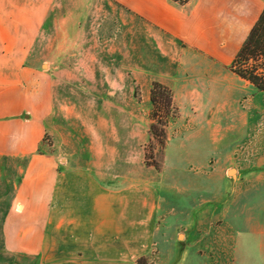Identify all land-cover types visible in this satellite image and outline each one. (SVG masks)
Wrapping results in <instances>:
<instances>
[{"label":"crops","instance_id":"0c3cea01","mask_svg":"<svg viewBox=\"0 0 264 264\" xmlns=\"http://www.w3.org/2000/svg\"><path fill=\"white\" fill-rule=\"evenodd\" d=\"M47 1L0 0V264H264V92L228 68L264 0H113L161 35L159 52L181 74L218 75L246 94L234 110L207 98L188 116V141L220 145L203 156L189 147L199 178L188 187L204 191L176 214L146 180L132 184L103 162L115 152L112 127L88 136L86 161L40 147L66 79L31 61Z\"/></svg>","mask_w":264,"mask_h":264},{"label":"rangeland","instance_id":"374dc122","mask_svg":"<svg viewBox=\"0 0 264 264\" xmlns=\"http://www.w3.org/2000/svg\"><path fill=\"white\" fill-rule=\"evenodd\" d=\"M45 7L31 61L39 68L64 72L66 79L54 86V107L40 147L53 151L66 146L68 153L76 150L77 162L86 161L88 136L112 127L115 152L103 162L113 165L115 175L130 174L132 184L146 180L148 188L164 194L169 213L186 211L189 199L204 191L202 186L188 187L199 178L188 164L189 147L195 146L203 156L220 145L203 134L188 141V116L207 98L212 104L229 102L234 110L246 94L239 86H226L218 75H203L197 82L190 71L181 74L179 61L170 63L159 52L156 40L161 35L113 0H48ZM152 82L171 91L173 105L181 112L175 124L176 117L169 120L162 145L149 132ZM231 140L228 136L224 145Z\"/></svg>","mask_w":264,"mask_h":264},{"label":"trees","instance_id":"16d2710c","mask_svg":"<svg viewBox=\"0 0 264 264\" xmlns=\"http://www.w3.org/2000/svg\"><path fill=\"white\" fill-rule=\"evenodd\" d=\"M182 6L190 0H170ZM230 71L247 81L257 90L264 92V9L249 31L238 52L229 65ZM151 103L149 132L159 138L160 145L165 137V127L170 119L177 116L171 91L159 82H152L149 90Z\"/></svg>","mask_w":264,"mask_h":264}]
</instances>
